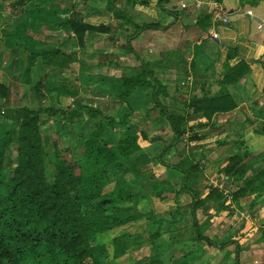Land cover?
I'll return each instance as SVG.
<instances>
[{
	"label": "trees",
	"instance_id": "16d2710c",
	"mask_svg": "<svg viewBox=\"0 0 264 264\" xmlns=\"http://www.w3.org/2000/svg\"><path fill=\"white\" fill-rule=\"evenodd\" d=\"M32 1L19 0L6 4L5 0H0V12L25 14L27 6ZM168 2L169 0H158L157 3L160 9L165 10ZM138 3V0H107L105 7L107 11L114 12L115 18H125L120 10L122 4L135 8ZM57 4H61V1L57 0ZM143 4L148 5V2L141 1L142 6ZM43 5L39 7L34 5V11L37 12L39 8L38 13L43 12ZM65 12L70 14L66 21L60 17L64 16L62 7L60 14L56 11L58 24L47 29L52 32L57 29L73 32L80 48H85V38L89 34L110 31L105 25L96 26L84 21V14L77 11ZM210 19L211 15H208L197 24L208 31L211 26ZM131 22L130 19L126 20L128 24ZM136 26L135 34L128 38V43L122 48L133 54L140 65L136 69L133 68V75L125 74L113 81L114 85L111 86L116 91L111 94L114 101H119V104L130 109L128 114L121 117L106 113L105 109L109 108L106 107L109 106L107 104L104 108L89 105L80 97L79 91H73L67 86L63 85L61 90H56L55 83L48 80L46 75H41L33 86L32 72L35 68L50 66L70 69V65L75 62L71 57L73 54L63 53L57 48L32 50L28 43H25L20 47L28 49V57L25 56V66H22L21 50L19 51L17 45L28 26L22 24L14 30L2 31L6 42L15 43V48L12 49L15 56L13 63L15 72L8 85L0 83L2 100L0 127L3 120L12 124L5 135H0V264H108L126 253L131 235L125 233L112 240L115 247L113 257L105 244L98 243L99 237L116 229L127 228L144 219L148 223L149 221L160 223L155 231L148 235L151 242L150 254L137 264H195L204 256L202 242L214 247L217 245L216 240H211L208 235L201 232L197 211H204V215L211 217L212 210L218 211L219 208L230 210L233 202L252 195L262 196L264 150L259 153L245 148L231 156L220 173L226 176L229 182L236 184V189L225 195L218 188H212L208 195L210 197L203 200L196 197L191 190L196 183L195 178H198L202 170L200 163H194L190 157H187L186 162L181 161L177 165L164 160L165 156L175 149V145L185 140L188 133L192 134L198 128H202L206 133L226 128L217 125L218 118L236 110L242 102L237 96L239 93L236 87L242 86L245 79L251 81L250 65L244 60H239L236 65L228 66L223 79L219 81L222 88L215 96L196 98L188 104L189 111L187 109L184 114L170 113L160 100L161 96L169 97L167 85L156 76L152 64L137 55L131 45L137 34L164 30V26L156 22ZM237 50V48L229 50L227 62L236 58L234 53ZM103 58L110 64L113 62L105 53ZM192 68L195 69L196 66L193 65ZM61 82L69 85V82ZM140 89H152L155 103L153 108L159 109L160 118L170 126L171 141L157 156L150 153V148L160 143L161 138L150 137L143 131L127 134L138 126L131 122L134 108L128 103V99ZM30 91L33 93V100L29 103H37L35 107L23 104L26 100L25 93ZM55 92L57 98L60 95L72 97V107L54 111L51 107H46L48 95ZM42 115H47L48 118L43 119ZM56 117L60 118L57 120L59 124L61 123L58 125L60 129H47L46 121L54 120ZM193 118L205 122L200 121L190 126L189 122ZM77 121L84 124V127L76 128ZM118 130L122 131L121 137L116 142H110L109 136ZM261 132L264 135V125ZM206 133L193 136L191 140H203ZM237 141L239 144L242 143L239 145L241 148L244 142ZM143 143L145 145H142ZM14 150L16 161L11 166L8 154ZM155 164H161L166 169L174 168L184 174L179 180L181 186L178 190L175 189L176 181L172 183L155 179L151 171V166ZM6 165L11 166L9 174L5 171ZM51 165L54 172L52 181L49 179ZM115 177L124 185L112 196L106 193L105 189ZM143 188L147 189L146 192H152L154 189L153 193L157 195L168 192L192 193L194 199L189 210L196 231L193 242L198 243V249L183 247L178 251L170 249L171 251L167 253L168 250L160 245L158 241L171 235L170 227L180 221L176 216V220H173L171 213L167 215L172 219L167 222L165 219L156 220L152 211L146 213L136 211L128 216L115 211L122 203L131 204L133 191L137 194L135 200L137 205L142 199H146L148 195L143 193ZM223 198L225 202L229 200L230 203L217 206L216 201H211ZM233 212L230 210L229 213ZM177 215L182 219V213ZM166 241L169 249L171 246L169 238ZM229 246H234L235 251L232 264H242V246L235 241L223 244L219 249L224 250Z\"/></svg>",
	"mask_w": 264,
	"mask_h": 264
},
{
	"label": "rangeland",
	"instance_id": "374dc122",
	"mask_svg": "<svg viewBox=\"0 0 264 264\" xmlns=\"http://www.w3.org/2000/svg\"><path fill=\"white\" fill-rule=\"evenodd\" d=\"M5 1H7L6 4H10L19 0ZM60 1L61 4H57V0H33L27 6L25 14H16V16L13 14L14 16L9 17L7 14L9 12H0V30L3 29L6 31H10L11 28H13V25L16 24L19 26L23 24L30 27V31L26 33L29 36V41H31L32 38L31 34H34V36L36 37L43 38L45 36V33H48L46 31V28L55 26L57 24L58 18L56 17V11H62V5H67L70 7L73 5L74 8H76L75 5H77L79 9L78 11L84 10L85 12H88L89 15L93 16L92 18H90V22L94 23L95 25H112V30L115 29L113 33L111 28L108 27L110 30L108 33H99L98 35L95 34L92 36H90L89 34L88 36H86L85 48H80L78 43L70 45V47L72 49L74 48V50L76 51H71L73 54L72 56H75L77 59L75 60L76 64L74 65V68L66 69L65 71H49V74L51 76L53 75L52 77H50V81L55 83V87L57 88L56 90H61L64 85L73 91H79L80 97L84 98L89 105H93L96 107L100 106L104 108L106 104H109V106H106L109 107L107 110L105 109L106 113L113 114L118 117L128 114L130 111L129 107H124V105L119 104V101L115 102L113 98L108 99L104 95L100 94V89L104 88L102 85H104L105 83L102 84L101 82H99L98 87L95 85L92 86L90 84V86H87L84 85L86 84L85 82H87L84 80L87 75H92V73L95 72L104 73L105 75H109L111 74V72H113L112 75L114 74V68L109 70L107 68L101 69L98 68V65L96 68V64L105 61L103 58V54L105 51L103 49L110 50V47L113 49H117L114 46L117 41L121 42L120 45H124L128 40V37L131 36L130 32L128 33L125 29L117 28L119 26H117L115 22L111 23V19L113 18L98 13H96L97 15L91 14L90 9L88 11V7L86 5H88L90 1L93 2V4H96V7H103L106 6L107 0ZM157 2L158 0H150V4H152V6L147 5L148 7H144L145 11L142 12V16L139 20L142 24L147 22H156L160 26H164L165 30L162 29L159 31L160 33H163L166 32L169 28H173L178 23L179 19L175 16V14L173 16H169L166 10L159 8ZM172 2L175 3L174 5H176L177 11L180 15L186 14L187 10H183L181 8L180 0H172ZM186 3L188 2L186 1ZM42 4H44V11L42 13H38L40 9L37 8V12H35L33 6L36 5L39 7ZM259 4L264 7V0H262V2ZM183 5L187 6V4ZM84 6L86 7L84 8ZM197 6L198 5L196 4V7ZM213 7L217 8L218 5L215 4ZM170 8H172L171 5ZM205 10L207 12L204 11V13H202L196 18V23L202 21L203 18L208 15V11L210 10ZM72 11L74 10H71L70 13ZM121 12L125 15V17H131V15L136 16L138 14L135 12V10H132V6H128L126 4H122ZM247 13L248 17H252L251 13ZM221 17L228 19V17H225L223 15H214V20L216 21L220 18L219 21L221 23L214 24L213 27L210 28V32H215L214 28L224 25V22ZM262 17L264 18V15H262ZM183 20L184 19L180 17L179 23L183 22ZM169 24H171L170 27L167 26ZM30 25L33 26L31 27ZM261 26L263 30V23H258V29H260ZM250 30L254 32L256 30V24H252ZM142 34H144V37L135 38L137 41H139L138 43L134 44L136 45L135 48L138 55L145 62H152L151 66L153 69H155L154 71L158 78L161 77L160 73L162 74V72H160V66H157L154 63L160 60L164 61V64H162L161 68L169 72L168 76L170 78L167 79H172L173 84H176L175 86L170 84L168 88L169 95L171 94L172 98L170 96L169 98L164 96L160 97V100L162 101L164 106L167 107L170 113L184 114L187 109L189 111L190 107L188 108V104L195 101L196 98H206L215 96L217 92L222 88V85L219 84V81L221 80L218 79L217 81L216 79L218 77L216 76H220V78L221 75L224 76L227 67L234 66V64L236 63L235 59L237 57L239 58V60H244L250 65L251 77L249 74V79L251 81L245 79V81L242 83V86L236 87V89L238 90L237 93H239V95L237 96L240 98V100L242 101L241 104H243L244 106H240L241 108L239 107L237 108V110H234L226 115L224 114L220 116V118H218L219 123H217V125L219 124L218 126H220V123H226V128L223 130H216L207 133L203 131L202 128H198L192 134L188 133V136L185 138V140L180 142L178 145H175V149L171 150L168 155L164 158L167 163L172 165H177L181 161L186 162L188 159L187 157H190V159L193 160L194 163H200V167L202 168V170L198 174V178H195L196 183L192 186L191 189L193 190L195 196L199 199L203 200L209 198L210 196L208 197V195L211 193L212 188H218L219 191H222V193L224 194L227 192L230 193L231 191L236 189L237 185L229 182L228 178L220 173L221 168L229 162L231 156H233L236 152H241L245 148L259 153L264 150V135H262L261 132V129L264 125V58H262L263 60L261 62L255 63V61H250L254 57L251 58L249 56L248 51L243 46H239L238 44H231V48H224L222 46L223 52H221V55H224L227 50L226 56L224 58L223 56L220 57V60L218 61L220 65L215 66L214 74L211 75L210 72L202 73L198 69L195 70L190 67V64H187L186 58L188 55V50L184 51L185 49L182 48L179 53L175 55L170 49V46L172 45L170 44L168 46V40H166L165 42V45L168 46L165 49V52L162 50L160 46L161 44L156 45V43L150 46L152 48L150 50V47L148 45L151 44V41L149 38L150 36L148 37V35L151 34V31H145ZM137 36H139V34H137ZM112 37H114V40H110V38ZM115 38L117 39V41H115ZM28 40L26 39V41ZM209 40L211 39H206L205 42L208 45V48L214 47V41ZM5 42L6 40L3 35V32L0 31V83L8 85L10 83V76L8 75V73L12 70V68H10L9 66V62L11 59H13V54L12 52H6L7 54H5L4 52L2 53V45H4ZM21 45L23 46L24 44ZM21 45H17V48L19 49V51L21 50V64L25 66V56L27 55L28 49H26L25 47H20ZM234 48H237L238 50L236 53H234L236 55V58L234 59L235 63L232 64L233 60L227 62V56L229 54V50ZM68 51H70V49H68ZM162 51L164 53L163 59H161L160 56V53ZM205 52L209 53V50H205ZM122 53L123 54H120L119 56H115V58L118 59L119 63H122L123 66V70H119L118 73H116L118 76L124 75L127 72V69H129L130 67L135 66L134 69H136L140 65V62H138L135 57H133L129 53L127 56L126 53ZM211 58L212 60H214V62L215 60L219 59L218 57H215L214 54H211ZM161 61L159 63H161ZM172 63H175V65ZM171 64L172 68L178 69H175L178 71L177 73L172 74L169 71V66ZM124 65H126V67ZM119 66L122 67L121 64H119ZM38 69H35L34 74H32L33 86H35L37 81L39 80L38 74H41ZM134 69L133 71H128L126 74L133 75ZM201 70L205 71L206 69L202 68ZM82 72H85L84 75H87L82 76ZM63 73L65 74L64 76H62ZM252 73H256L257 75L252 76ZM80 75L81 77H79ZM60 80L69 82V85H66ZM114 80L115 78L111 77V81L110 83H107V85L111 87L113 85ZM162 81L164 83L166 79L163 78ZM90 83L92 84V82ZM56 92L53 95H48L45 106L51 107L53 111L59 109L58 105L66 107L65 109L71 108L73 105V101H71L72 97L60 95L59 98H57ZM110 92L116 91L113 90V88L111 87ZM134 96L135 95H133V97ZM137 96H139V99L141 100H146L147 104H144V106L141 105L139 107H133L134 112L132 115L131 122L136 124L139 123V125L137 126L138 128L135 127V129H137L136 131L134 129L128 132L127 134L130 135L137 133L138 131H143L150 135V137L161 138L159 139L160 143H156L154 147L150 148V153L152 155L157 156L162 153V150L166 148V146L171 141L172 135L170 131V126L168 122L160 118V111L157 107L148 110L145 108V106L150 107L149 105H155V103L153 102V98L150 94L146 95L145 92H141L140 94H137ZM173 96L175 99H178L177 103H174V100H172ZM25 97L26 100L23 102V104L29 105L30 107L37 106V103H29L31 100H33V93L31 91L27 94L25 93ZM64 98H68V100H65ZM115 103L117 104L115 105ZM85 115L86 112L83 113V116ZM147 116L149 117V122L144 123L143 120H145ZM41 117L43 119L48 118L47 115H42ZM58 119L60 118L56 117L54 120H47L46 122L48 124L46 125V128L60 129V126L58 125H60L61 123L59 124V122L57 121ZM200 121L202 120L193 118L192 120H190L189 125L193 126ZM11 125L12 124L10 122L3 120L2 125L0 127V135H5L6 132L10 130ZM75 127L83 128L84 124H79V121H77ZM257 132L259 134H257ZM204 133H206V137L203 140H191L193 136H200ZM121 135L122 131H115L111 136H109L111 137L109 141L116 142L121 137ZM237 140L244 142L241 148L239 147V145H241L242 143L239 144V141ZM142 145H145V143H143ZM13 148L15 149V147ZM14 152L15 150L13 151V153L8 154V159H11L9 161V165L11 166L16 161L14 157ZM9 165H6L5 171L7 174H9V170L11 169V166ZM49 168V179L52 181L54 175L53 166L51 165L49 166ZM185 169H187V167H185ZM151 171L155 176V179L161 181L165 180L167 182L172 183L176 181L175 189L178 190L180 188L181 181L179 180L184 176L182 172L176 171L174 168L166 169L161 164H155L151 166ZM123 185V182L121 183L119 179L115 177L111 180L110 184L106 187L105 191L109 195L113 196L118 193V191L122 188L121 186ZM135 189L138 190V188ZM146 190V188H143V193L148 196L146 197V199H142V202H140L138 205L135 203L137 194L135 191H133L131 192V195H134L130 201L131 204L122 203L118 205L115 211L119 214H124L126 216L136 213V211H140V213L152 211L154 213L153 215H155L156 217V220L165 219V221L167 222L172 219L170 216L167 215L168 213H171V216L174 217L173 220H176L177 217L180 221L170 227L171 235L165 236V238H162L158 241L160 245L166 251L168 250L167 253L171 251L170 249H176V251H178L183 247H191L193 250L198 249V243L193 242L196 236V231L194 226V219L191 214V211L189 210L190 205L192 204V201L194 199L192 193L182 192L178 194L168 192L157 195L153 193L154 189H152V192H146ZM258 195L248 196L239 201L233 202L230 206V210L234 211L233 214L229 213L230 210L223 208H219L218 211L212 210L210 213L212 215L211 217H209L208 215H204V211H197L196 216L199 223L201 224V232L208 235L211 240H216L217 245L216 247H214L202 242L201 247L204 251V256L200 261L196 262L195 264H232L234 262V246H229L224 250L219 249V247L223 244H227L230 242L232 243L235 241L238 242L243 249L241 259L242 264H264V191L262 196ZM211 201H216L215 204L217 206H220L221 204L230 203L229 200L225 202L224 198L222 200L211 199ZM179 213H182V219H180L179 215H177ZM149 222L150 223H148L146 219L141 221L139 220L133 223L132 225L128 226L127 228L116 229L113 232L104 233L99 237L98 243L105 244L109 249L110 255L113 257V251L115 247L112 244V240L116 237L122 236L125 233L131 235V237L129 238V249L126 250V253L112 260V262L108 264H137L142 259L147 257L148 254H150L151 242L148 240V235L152 231H155L160 221H156V223H154L153 221ZM168 238L169 243L171 244L169 249V244L166 241Z\"/></svg>",
	"mask_w": 264,
	"mask_h": 264
},
{
	"label": "crops",
	"instance_id": "0c3cea01",
	"mask_svg": "<svg viewBox=\"0 0 264 264\" xmlns=\"http://www.w3.org/2000/svg\"><path fill=\"white\" fill-rule=\"evenodd\" d=\"M138 1H139V3H138L137 7L133 8V6H132V10H135V12L138 14L136 16L131 15V17L126 16L125 18H115L113 11H107L105 6H103V7L97 6L96 7V4H93V2H91V1L86 6L88 7V11L90 9L91 14L97 15L96 13H98V14L113 18V19H111L112 20L111 23L115 22L117 24V26H119L117 28L125 29L126 32H128V33L130 32V35L132 36L136 32V29H137L136 25H138L140 27L143 25L142 23H140L141 21L139 19L142 16V12L145 11L144 7H146L147 5L143 4V6H142L141 1H147L148 6L149 5L152 6V4H150V0H141V1L138 0ZM186 1L188 3H186ZM180 2H181V8L183 10H187L186 14L180 15L179 12L177 11L176 5H174L175 3H173L172 0H169L168 4H166L164 8L168 12L169 16H173L175 14V16L179 19V21H180V17L183 18L184 19L183 22L179 23V21H178V23L173 28L171 27L166 32H163V33H160L159 31H151V34L148 35V37L150 36L149 38L151 41L150 42L151 44L148 45L149 47L151 45H153L154 43H156V45L161 44L160 46H161L162 50L165 52V49L171 44L172 46H170V49L172 50V53L175 55L178 54L182 48L185 49L184 51L188 50L187 51L188 55L186 58L187 64H190L191 65L190 67H193V65H195L196 66L195 70L198 69L202 73L210 72L211 75L214 74L215 66L220 65V63L218 62L220 60V57L223 56V58H224L226 56L227 50H226V53L224 55H221V52H223L222 46L224 48H231V44H238L239 46H243L248 51L249 56L251 58L254 57L250 61H253V62L255 61V63H257V62L259 63L263 60L262 58H264V28H263V30H260L257 27L258 23H263V25H264V18L262 17V15H264V12H263L264 7L259 4L262 2V0H180ZM106 3H107V1H106ZM183 4H187V6L185 8H183V6H182ZM196 4L198 5L197 7H196ZM215 4H217L219 8L218 7L214 8L213 6ZM170 5L172 6V8H170ZM86 6H84V8ZM243 6L245 9L243 8ZM62 7H63V11H64V16H60V17L63 18V21H66L70 15V14L66 13L65 11L74 10V11H77L81 14H84V21L95 25L94 23L90 22V18H92L93 16L89 15V13L85 12L84 10L78 11L79 9H78L77 5H75L76 8H74L73 5L71 7L67 6V5H62ZM248 8H250V9H248ZM205 9L210 10V11H208V15H211V19L209 22V25H211L210 28H212L213 25L216 23H218V24L221 23L219 21L220 18L217 19L216 23H215V20L213 18L214 15H217V16L223 15L225 17H228V21H229L228 25L226 23L223 26H218L217 28H214L215 32H217L219 34V37H220L219 40L215 41L211 38L210 28L208 31H206L202 27H199L198 24L196 23L197 22L196 18L198 16H200L202 13H204V11H206ZM120 10H121V8H120ZM247 12L251 13L252 17H248ZM60 13H61V11L58 10L57 14H60ZM7 14L9 17L15 15V14L13 15L11 13H7ZM226 15H228V16H226ZM127 19H130L132 22L130 24L127 23V25H126ZM147 23H153V22H147ZM57 24H58V22H57ZM252 24H256V30L254 32H252L250 30L252 27ZM96 26H98V25H96ZM106 26L111 28V30H112V25H106ZM127 26H129V27H127ZM167 26L170 27L171 24H169ZM12 27L13 28H11V30H14L18 27V25L15 24ZM29 29H30V27H28L26 29L25 34H23L22 37H20V39L18 41V45H21V44L25 45V43L29 42L28 46L32 50L33 49L43 50V49H48V48H57L66 54H70L71 51L76 52L74 50V48L72 49L70 47V45H73L74 43L77 44L76 37H75L74 33L71 31L57 29V30L52 32L51 30H48L46 28L47 29L46 31L48 33L44 32L45 36L43 38L42 37H36V36H34V34H31L32 38H31V41H29L28 40L29 36H28V34H26L30 31ZM114 30H112V33ZM0 31H3V29ZM207 32H208V34H207ZM251 32H252V34H251ZM142 33L139 34V36H135L131 41V45H132L133 49L135 50V52H136V48H135L136 45H134V44L139 42L135 38L144 37V34H142ZM36 34H38V33H36ZM95 34L98 35L99 33H91L90 36L95 35ZM114 35H115V33H114ZM207 35H208V37H207ZM113 38L114 37L110 38V40H114ZM26 39L28 41H26ZM206 39L213 40L215 43V46L208 48V45L205 43ZM166 40H168V46L165 45ZM211 40H209V41H211ZM115 41H117L116 38H115ZM127 43H128V40L126 41V43L124 45H120L121 42L117 41L114 44V46L118 50L113 49L111 47H110V50L103 49L105 51L104 53L109 55V57H111L113 62L110 64L104 59L105 60L104 62L96 64V68H97V65L99 66L98 68H101V69L107 68L109 70V69L114 68L115 72L113 75H112L113 72H111V74H109V75H105L104 73H98V72L92 73V75L86 74L87 77H85L84 81H87V82H85L86 84H84V83L83 84L87 85V86L95 85L98 87L99 82H101L102 84L105 83L104 85H102L104 88L100 89V91H101L100 94L104 95L108 99L112 98L111 94L114 92H110L111 87L108 86L107 83H110L111 77H114L115 80H117L123 76V75L118 76L116 74V73H118L119 70L120 71L123 70V66H122V63H119V60L116 59L115 56L116 55L119 56L120 54H123L122 52L126 53V56L128 55L127 51L122 48ZM2 46H3L2 53L4 52L5 54H7V53H11L13 51L12 49L15 48V43L13 44V43L7 41ZM6 48L9 50H7ZM68 49H70V51H68ZM151 49L152 48L150 47V50ZM205 50H209V53H206ZM163 51L160 53L161 59L164 58ZM211 54H214L215 57H218L219 59L215 60V62H214V60H212V58H211ZM130 55L135 57L133 54H130ZM137 55H138V53H137ZM71 57L74 59V61L77 60L75 56H71ZM235 60H236V63H235ZM235 60L232 61V64L233 63L237 64L239 61V58L237 57ZM247 60H248V58H247ZM160 61L154 63L157 66H160V72H162V74L160 73L161 77H159V79H161V81L163 78L166 79V81L163 84H166L167 88H169L170 84L175 86L176 84H173L172 79H171L172 81L170 79H167V78H170L168 76L169 72L167 70H164L161 68L162 64H164V61H161V63H159ZM14 62H15V56H13V59H11L9 62V66H10V68H12V70L9 71V73H8V75L10 76L9 77L10 80L12 78L13 73L15 72V69L13 67ZM75 62L70 65V69L74 68V65L76 64ZM119 64H121L122 67H120ZM151 64H152V62H151ZM172 64L175 65V63H172ZM172 64L169 66V71L172 74H175L178 72L177 71L178 69L172 68ZM39 66H41V65H39ZM124 66L126 67V65H124ZM128 67H130V66H128ZM134 67H130L129 69H127V72L132 71V68H134ZM202 68H204L206 70L202 71L201 70ZM213 68H214V70H213ZM35 69H38V68H35ZM175 69H177V70H175ZM34 70H33L32 74H34ZM38 70L41 72V74H38L39 78L41 75H46L48 80H50V77L53 76V75L51 76L49 74V71H51V70L54 72L65 71V69H62V68H52L50 66L49 67L47 66L46 68H39ZM152 70H155V69L152 68ZM20 73H22V72H20ZM64 73L62 76L65 75ZM84 73L85 72L81 73L82 76L84 75ZM86 75H84V76H86ZM256 75H257L256 73H252V76H256ZM79 77H81V75ZM216 77H218L216 79L218 81V79L222 80L224 76L221 75V78H220V76H216ZM250 77H251V74H250ZM60 78H64V77H60ZM32 80H33V78H32ZM189 80H190V78H189ZM60 81H63V80H60ZM192 81H193V77H192ZM90 82H92V84ZM190 83H192V82H190ZM150 90L151 89H146V90L140 89V90L134 92L133 95H135V96L133 97V95H132L131 98L128 99V103L132 107H139L141 105L144 106V104H147L146 103L147 101L144 99H142V100L139 99V96H137V94H140L141 92H145L146 95L150 94L152 96L153 91L151 90V92H150ZM169 96L171 97L172 95L170 94ZM174 96H173L172 100H174V103H177L178 99H175ZM167 98H169V97H167ZM64 99L68 100V98H64ZM71 101H73V99ZM1 103H2V100L0 99V105H1ZM107 105H109V104H107ZM149 106L150 107L145 106V108L147 110L153 109V105H149ZM240 106L243 107L244 105L240 103L238 108ZM58 108L59 109H65L66 107H62V106L58 105ZM143 122L144 123L149 122V117L147 116V118L145 120H143ZM203 122H205V121H203ZM138 125H139V123H138ZM225 125H226V123H220L221 127L225 126Z\"/></svg>",
	"mask_w": 264,
	"mask_h": 264
},
{
	"label": "built area",
	"instance_id": "2783aa9c",
	"mask_svg": "<svg viewBox=\"0 0 264 264\" xmlns=\"http://www.w3.org/2000/svg\"><path fill=\"white\" fill-rule=\"evenodd\" d=\"M182 6H183V8L186 7V5H182ZM221 18H222V17H221ZM216 19H217V18H216ZM222 20H223L224 24L228 23V19H227V18H222ZM215 23H216V21H215ZM260 30H262V26H261ZM210 34H211V38H212L213 40L216 41V40H219V39H220L219 34H218L217 32H210Z\"/></svg>",
	"mask_w": 264,
	"mask_h": 264
}]
</instances>
